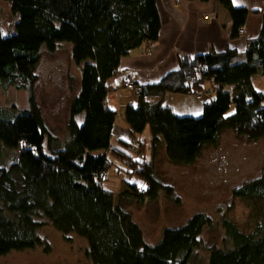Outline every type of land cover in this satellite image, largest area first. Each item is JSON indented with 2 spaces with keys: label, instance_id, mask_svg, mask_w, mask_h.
<instances>
[{
  "label": "trees",
  "instance_id": "obj_1",
  "mask_svg": "<svg viewBox=\"0 0 264 264\" xmlns=\"http://www.w3.org/2000/svg\"><path fill=\"white\" fill-rule=\"evenodd\" d=\"M3 1L19 20L15 33L0 32V84L28 91L30 106L16 112L0 105V257L39 247L49 253L41 230L52 226L67 241L72 234L85 239V256L92 264H192L202 248L208 264H264V169L233 191L234 197L256 204L249 230L223 218L221 244L204 245L205 230L217 225L208 215L196 214L185 225L165 229L160 241L150 245L124 203L155 201L163 189L171 193L141 152L146 142L138 135L147 127L154 150L162 146L177 166L194 164L226 130L251 141L264 138V92L254 85L255 77L264 76V12L260 34L247 40L244 54L228 47L195 58L178 55V68L156 88L166 97L129 105L125 120L131 138L114 143L118 115L108 98L117 89L122 60L159 41L157 0ZM217 2L230 14V40L239 39L248 8L233 0ZM65 42L73 45L71 58L81 82L69 105L67 137L61 138L50 131L34 89L43 50L54 55ZM147 93L143 89L144 97ZM204 93L209 102L200 118L180 117L165 103L169 94ZM111 155L144 186L124 179L127 188L119 196L107 187L115 164Z\"/></svg>",
  "mask_w": 264,
  "mask_h": 264
},
{
  "label": "rangeland",
  "instance_id": "obj_2",
  "mask_svg": "<svg viewBox=\"0 0 264 264\" xmlns=\"http://www.w3.org/2000/svg\"><path fill=\"white\" fill-rule=\"evenodd\" d=\"M174 3L181 4L176 0ZM234 4L242 6L237 4V1ZM18 20L19 16L12 12L10 5L0 0L1 34L9 36L15 33ZM72 49L73 45L65 42L59 45L54 55L43 50L42 60L37 69L38 83L34 89L50 131L61 138L67 137L69 105L79 91L81 82L80 71L71 58ZM177 49L174 51L175 54L185 55ZM254 85L256 90L264 92V76L255 77ZM138 86L146 88L142 84L127 81L118 94L109 95V105L118 115L114 143H118V139L131 138L125 120L127 105H135L142 99L155 102L162 98L151 94L146 97L142 94L140 97L139 89H136ZM167 97L165 103L180 117H202L209 102L208 93H204L202 98L196 95L177 94H169ZM29 99L28 91L13 85L0 84V105L4 108L16 112L28 109ZM79 121H82L80 117ZM138 137L146 142V147L141 152L145 159L154 164L157 179L164 186L171 188V193L167 189L161 190L159 198L155 201L147 200L139 204L132 199V201L125 200L127 203L124 202L125 208L141 227L147 243L155 245L160 241L165 229L185 225L196 214L208 215L218 227L205 230L202 239L206 246L212 243L221 244L223 232L219 226L223 218L232 219L242 229L249 230L256 216V204L247 199L234 197L233 191L261 176L264 169V138L251 141L239 136L233 130H226L218 143L206 147L194 164L177 166L168 161L162 146L154 150L149 127ZM130 152L134 155L139 154V152L134 153L133 149ZM111 157L115 164L108 171L107 187L116 191L119 196L127 188L124 179L136 181L140 187L144 186L142 181L133 178V172L126 174L124 168L120 166V169L119 163L116 162L117 156L111 155ZM11 158L12 155H9L10 160ZM10 160H5V165H8ZM118 196L116 203L119 202ZM41 234L50 243L49 253H45L42 247L35 250L15 251L0 257V264H92L85 256L88 243L80 236L72 234L70 241H67L52 226L44 227ZM193 256L192 264H208L209 255L205 248L198 249Z\"/></svg>",
  "mask_w": 264,
  "mask_h": 264
},
{
  "label": "crops",
  "instance_id": "obj_3",
  "mask_svg": "<svg viewBox=\"0 0 264 264\" xmlns=\"http://www.w3.org/2000/svg\"><path fill=\"white\" fill-rule=\"evenodd\" d=\"M236 1L248 8L249 17L245 34L231 41L230 14L217 0L206 3L182 0L180 5H176L174 0H157L162 20L160 39L151 49L134 51L122 60V74L115 81L117 89L113 95L131 81L146 86L147 94L166 97L156 88L167 73L178 68L179 59L174 52L177 48L192 58L211 50L223 52L228 47L244 54L247 40L260 34L264 0H233L234 3Z\"/></svg>",
  "mask_w": 264,
  "mask_h": 264
},
{
  "label": "built area",
  "instance_id": "obj_4",
  "mask_svg": "<svg viewBox=\"0 0 264 264\" xmlns=\"http://www.w3.org/2000/svg\"><path fill=\"white\" fill-rule=\"evenodd\" d=\"M177 2H181V0H176ZM129 86V85H128ZM130 88H133V87H130ZM136 89H139L138 91H139V93H140V97L142 96V94H143V88L142 87H140V86H138V88H136ZM199 97L200 98H202L203 96L202 95H199Z\"/></svg>",
  "mask_w": 264,
  "mask_h": 264
}]
</instances>
